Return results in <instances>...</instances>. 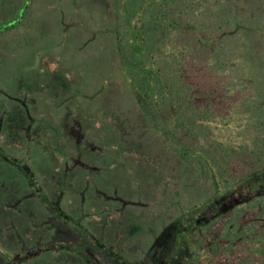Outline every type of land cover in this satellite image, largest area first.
I'll return each instance as SVG.
<instances>
[{
  "label": "trees",
  "instance_id": "1",
  "mask_svg": "<svg viewBox=\"0 0 264 264\" xmlns=\"http://www.w3.org/2000/svg\"><path fill=\"white\" fill-rule=\"evenodd\" d=\"M32 2L17 25L0 23L20 78L0 86V264H143L121 253L141 232L154 264H195L203 244L216 253L215 239L199 243L213 220L235 216L224 225L233 238L238 211L264 208V27L235 0H101L86 3L82 29L71 3L77 26L63 43L77 48L64 54L42 44L35 15L55 2ZM110 79L118 83L104 105L98 96ZM123 114L127 126L147 124L140 159L164 150L177 173L158 191L167 204L152 219L133 218L148 205L134 191L147 182L144 170H121L101 144L106 130L124 126ZM251 224L247 239L259 252L244 263L264 264V226ZM86 242L103 260L79 252Z\"/></svg>",
  "mask_w": 264,
  "mask_h": 264
},
{
  "label": "rangeland",
  "instance_id": "2",
  "mask_svg": "<svg viewBox=\"0 0 264 264\" xmlns=\"http://www.w3.org/2000/svg\"><path fill=\"white\" fill-rule=\"evenodd\" d=\"M53 1L55 3L51 2L53 3V5H50V7L56 12V16H52L50 13L51 8H49L48 6L47 8L45 5H43L41 9H39L38 11L35 10L36 11L35 15L37 18H39L38 20L42 24V29H44V35H43L42 41H45V42L42 44L51 45L53 46L52 48H54V51L57 50V51H60L66 54L77 48V45L76 46L74 45L75 44L74 41H71V42L67 41L66 44L63 43L65 39L64 30L68 27L75 28L77 26V23L72 24V25L70 24L76 21V20L75 21L71 20L73 18H76V17H73L74 15H72V12L71 14H69L70 7L74 8L73 7L74 5H72L71 3H75L78 9L81 11L80 21L78 24H80V27L82 29H84L87 27L85 24L87 25L90 24V21L87 22V20H89L88 18L89 16L84 15V13L85 11H87V9H89V6L91 4H86V3H99L101 2V0H53ZM102 1H103L102 3H108V4L113 3L112 0H102ZM263 1L264 0H235L236 2L235 4L236 6H240L239 12H244L246 15V18H251L252 20L256 19L258 21L259 26L264 27V3ZM58 2L63 3V5L60 4L59 8H57V6H59ZM32 3H33V6H37L40 3L41 4L49 3V0H33ZM66 3H68L67 6H66ZM21 4L22 3L20 0H0V23H6L10 21L11 18L17 14L19 8L21 7ZM105 6L107 7V5ZM17 7L18 9H16ZM61 7L66 15L64 20H62L61 18L63 14ZM108 8L111 9L112 6L108 5ZM97 21H100V20H97ZM48 22L50 23V25H48ZM101 23L102 21L98 22L97 24H101ZM104 24L103 26H106V22ZM2 33L3 32L1 31L0 34ZM28 37H29V42L32 45L34 44L36 45L37 43L40 44V41H39L40 39L36 38V36L30 35ZM255 38H257V35ZM8 40H9V35H3L0 38V42L2 46L0 48V82L2 81L1 82L2 84H0V86L8 85L9 87H11L13 83H15L14 80L19 78L17 76V74H19V67H17L18 62H19V59H18L19 55L17 57L16 55L18 53L12 52V48L9 45L6 46L7 44L6 42ZM55 44L58 46H55ZM91 45L92 44H90L88 47L92 48ZM45 47H47V45ZM79 54L81 55V52ZM115 65H116V62L112 64V66L116 67ZM86 68H87L86 66H82V70H85ZM97 69L100 71H103L105 67L103 66L101 69L100 68H97ZM94 70H92L93 77L89 76V78H91L90 82L92 86H98L100 85V77L99 75L96 76L94 74ZM109 83L110 85L108 84L104 86L100 95L98 96L100 97V102L104 105H107L109 102H111V98L109 97V94L112 90V87L118 83V80L114 81V79H110ZM134 111H135L134 114H137L139 117L140 114L137 113L138 109L137 111L136 109H134ZM98 113L100 114L99 116L101 118L102 117L104 118V112L102 111V109H98ZM105 117L108 118L107 115H105ZM119 117H120L119 119H121L122 122H124V119H127L126 114L119 115ZM122 117H124V119ZM125 122H127V120H125ZM125 122H124V126L115 127V129L118 131L117 133L116 131L107 132L106 130L105 131L106 133L104 132L103 136L100 137L102 138V142L104 141L101 144H103V147H107L105 149L108 152L107 154L109 156L110 155L112 156L110 160L115 159V164L117 165V167H121V170H125L126 172L144 170V172L146 173L147 182H145L141 188H137V189L134 188V191L136 192V195L138 191L139 196H141L142 199L146 200V203L148 205L146 204L147 206L139 208L137 217L133 216V218L134 219L138 218L139 220H142V218H146V220L152 219V215H153L152 211L156 210L155 208H161V206H165L167 204V201L162 196L163 192L158 193V191H161L164 188H166L167 180H169L168 183L170 182V180H174V175H177V173H175L174 169L170 167L171 166L169 164L171 162L170 156L166 154V156H168L167 162H166V158L164 160V158L161 157L165 153H164V150L160 149L161 148L160 145L157 147V149H160L161 151H156L157 153L152 154L151 160L147 159L148 158L147 154L143 155V157H141L140 159L139 155L140 154L142 155L144 153L143 151H140L141 148L139 144L142 142L143 138H145L148 135L147 124L144 120H142L141 124L135 128L134 126L133 127L127 126ZM125 126H127L125 129H121ZM100 132H103V131H99L98 135H101ZM97 137L98 136H95V138ZM151 139L153 138L151 137ZM115 154L116 156L114 157ZM166 164L169 166H167ZM108 179L109 177H107V181H106L102 178V183L103 184L108 183L109 182ZM133 179H134V182H137L139 180V176H137L136 178L133 176ZM131 180L132 179L130 177H127V176L125 177V181L131 182ZM134 185L135 184H133V186ZM163 191L165 192V189ZM130 197H133V194H131ZM74 201L78 202L77 198H75ZM149 206L151 207L149 208ZM173 207L171 206V208ZM65 209L69 213L78 212V210H76L75 212V207L73 206L71 207L65 206ZM260 209L261 210L263 209V212H261V210L259 211V208H255L253 210H248L245 212L238 211V215L236 216L235 219L240 223L241 229H238V230L235 229V233L233 234V236H235L233 237L234 239L229 238L232 233L230 232V228H232V225L229 226L228 231H226L224 225L226 224L230 225L231 220H233L235 216H232L231 213H228V214L220 215L216 220H213L212 223H210L211 226L206 233V235L208 236L206 238L199 237L200 238L199 243L200 245H202L203 243L211 241V239H215V242L217 244L216 253L212 254V252L207 250V247L205 246L206 244L205 245L203 244V248H201L199 251L204 256L199 257L198 261H196L195 264H246L244 263L245 262L244 260L247 259V257L249 256L252 259L257 260V257H254V256H258L257 253L259 252V250L258 248L250 245V241L247 238L249 236V232L253 231L254 229L253 224H251V220L257 219V223L259 221V224L261 226H264V220H263L264 219V208H260ZM141 235H143L140 239L141 241L137 240V238L133 239L130 242L129 247L127 249L122 250L121 253L123 256L127 257L129 260L130 259L131 260L136 259V261L143 260V264H154L155 257L152 255V253L150 254V252L148 253V251L146 250L147 245H149V240H150L149 235L146 232H141ZM237 235L238 237H236ZM243 236L244 238L241 239ZM136 237H138V234H136ZM200 240L203 243H201ZM228 243L231 245H229ZM263 244L264 242L262 243V245ZM83 246L84 248L82 250L80 249L79 252H82L84 254L89 253L94 256L93 257L94 259L103 260L102 255H100L96 251H93L92 249H91L92 251L90 250L89 248L90 246L88 245V242L84 243ZM75 249L78 250L79 248L76 247ZM59 253H61L60 249L57 252L58 256H59ZM146 256L152 257L153 259L149 258V259L144 260ZM104 263L110 264V262L109 261L107 262V260H105ZM247 264H251V262H248ZM252 264H256V262H252Z\"/></svg>",
  "mask_w": 264,
  "mask_h": 264
},
{
  "label": "water",
  "instance_id": "3",
  "mask_svg": "<svg viewBox=\"0 0 264 264\" xmlns=\"http://www.w3.org/2000/svg\"><path fill=\"white\" fill-rule=\"evenodd\" d=\"M27 5H28V0H26V2L24 3V8H26ZM24 8L20 9L19 14H18V16L16 18H14V19L10 20L9 22L5 23L4 26H6V25H11V26L17 25L21 21L23 15H24Z\"/></svg>",
  "mask_w": 264,
  "mask_h": 264
}]
</instances>
